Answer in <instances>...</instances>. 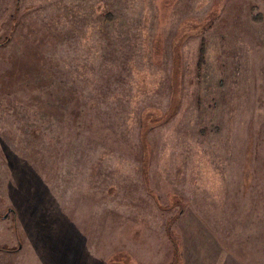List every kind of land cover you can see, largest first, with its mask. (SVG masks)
<instances>
[{"label": "rangeland", "instance_id": "rangeland-1", "mask_svg": "<svg viewBox=\"0 0 264 264\" xmlns=\"http://www.w3.org/2000/svg\"><path fill=\"white\" fill-rule=\"evenodd\" d=\"M0 264H264V0H0Z\"/></svg>", "mask_w": 264, "mask_h": 264}]
</instances>
